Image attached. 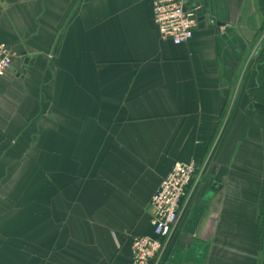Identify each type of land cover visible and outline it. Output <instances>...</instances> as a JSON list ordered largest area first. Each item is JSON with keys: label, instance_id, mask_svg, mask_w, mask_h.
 I'll return each instance as SVG.
<instances>
[{"label": "crops", "instance_id": "obj_1", "mask_svg": "<svg viewBox=\"0 0 264 264\" xmlns=\"http://www.w3.org/2000/svg\"><path fill=\"white\" fill-rule=\"evenodd\" d=\"M152 2L0 0V264H131L191 161L160 264H264V0H187L205 27L183 46Z\"/></svg>", "mask_w": 264, "mask_h": 264}, {"label": "built area", "instance_id": "obj_2", "mask_svg": "<svg viewBox=\"0 0 264 264\" xmlns=\"http://www.w3.org/2000/svg\"><path fill=\"white\" fill-rule=\"evenodd\" d=\"M152 11L162 40L183 46L194 38L199 27V15L188 7L187 0H153ZM226 28L222 26L219 30ZM13 56L10 46L0 41V79L11 71ZM200 179L201 173L196 162H178L174 165L152 198L150 212L153 235L133 239L131 264H160L184 203Z\"/></svg>", "mask_w": 264, "mask_h": 264}, {"label": "trees", "instance_id": "obj_3", "mask_svg": "<svg viewBox=\"0 0 264 264\" xmlns=\"http://www.w3.org/2000/svg\"><path fill=\"white\" fill-rule=\"evenodd\" d=\"M258 65H259L258 67H259L260 75L262 76L264 75V50L261 53V57H260V61ZM263 89H264V82H262V87L260 84V88L251 92L250 95L253 101L264 104V90Z\"/></svg>", "mask_w": 264, "mask_h": 264}, {"label": "water", "instance_id": "obj_4", "mask_svg": "<svg viewBox=\"0 0 264 264\" xmlns=\"http://www.w3.org/2000/svg\"><path fill=\"white\" fill-rule=\"evenodd\" d=\"M204 27H205L204 18H199V27L198 28H204Z\"/></svg>", "mask_w": 264, "mask_h": 264}]
</instances>
